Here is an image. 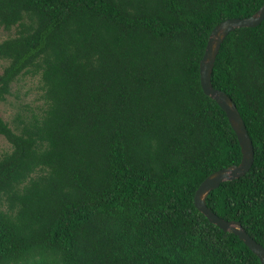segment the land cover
Returning <instances> with one entry per match:
<instances>
[{
    "label": "trees",
    "instance_id": "obj_1",
    "mask_svg": "<svg viewBox=\"0 0 264 264\" xmlns=\"http://www.w3.org/2000/svg\"><path fill=\"white\" fill-rule=\"evenodd\" d=\"M264 0H0V101L37 77L0 154V264H261L194 205L200 182L238 164L227 116L206 95L208 36ZM212 85L251 139L249 170L206 205L264 247V18L237 27ZM38 99V98H37Z\"/></svg>",
    "mask_w": 264,
    "mask_h": 264
},
{
    "label": "water",
    "instance_id": "obj_2",
    "mask_svg": "<svg viewBox=\"0 0 264 264\" xmlns=\"http://www.w3.org/2000/svg\"><path fill=\"white\" fill-rule=\"evenodd\" d=\"M263 18L264 2L260 8L249 17L228 18L221 21L213 27L208 36L203 55L199 61L200 85L202 91L214 99L225 112L236 134L240 146L241 159L238 164L218 169L205 177L196 188L193 196L195 207L206 216L209 222L217 225L224 231H230L237 235L239 239L258 256L261 264H264V247L250 237L238 221L225 220L215 214L206 205V197L208 193L217 188L221 182L233 180L244 175L253 163L254 149L244 121L232 99L224 91L212 85L211 73L216 55L225 36L237 27L255 26L260 23Z\"/></svg>",
    "mask_w": 264,
    "mask_h": 264
},
{
    "label": "rangeland",
    "instance_id": "obj_3",
    "mask_svg": "<svg viewBox=\"0 0 264 264\" xmlns=\"http://www.w3.org/2000/svg\"><path fill=\"white\" fill-rule=\"evenodd\" d=\"M16 31L12 28L10 31L4 30L0 27V41L12 35ZM6 64L5 61L0 60V72ZM39 82L37 77L21 78L12 87V95L7 96L5 101H0V116L10 124L13 120L15 113L19 110L23 103H27L28 107H36L41 104V99L39 98L40 90L37 88ZM38 98V99H37ZM9 143L7 140L0 135V154L9 150Z\"/></svg>",
    "mask_w": 264,
    "mask_h": 264
}]
</instances>
